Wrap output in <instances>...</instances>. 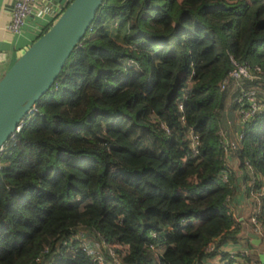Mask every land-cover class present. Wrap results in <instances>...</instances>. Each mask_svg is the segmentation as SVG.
Segmentation results:
<instances>
[{
    "label": "trees",
    "instance_id": "trees-1",
    "mask_svg": "<svg viewBox=\"0 0 264 264\" xmlns=\"http://www.w3.org/2000/svg\"><path fill=\"white\" fill-rule=\"evenodd\" d=\"M118 23L122 43L108 32ZM231 59L261 79L221 91ZM250 89L264 102V0H104L0 155V264H38L46 249L57 264H94L81 245L62 246L78 231L112 250L107 264H207L211 243L253 245L234 216L243 185L264 229V113L243 128L242 177L220 136L232 97Z\"/></svg>",
    "mask_w": 264,
    "mask_h": 264
},
{
    "label": "water",
    "instance_id": "water-1",
    "mask_svg": "<svg viewBox=\"0 0 264 264\" xmlns=\"http://www.w3.org/2000/svg\"><path fill=\"white\" fill-rule=\"evenodd\" d=\"M104 0H72L50 28L16 59L0 79V150L36 103L54 86L70 55L92 26ZM252 244L260 240L247 233ZM264 264V254L259 255Z\"/></svg>",
    "mask_w": 264,
    "mask_h": 264
},
{
    "label": "built area",
    "instance_id": "built-area-1",
    "mask_svg": "<svg viewBox=\"0 0 264 264\" xmlns=\"http://www.w3.org/2000/svg\"><path fill=\"white\" fill-rule=\"evenodd\" d=\"M38 0H15L12 9V17L10 24L6 27V30L15 35L21 34L23 28L26 26L28 19L34 15V8L36 2ZM44 2V11H46V17L50 19L57 18L64 9L68 6V4L72 0H42ZM50 12V13H49ZM92 29V26L88 31ZM232 69L229 75L222 81L221 83V91H226L230 85H232L231 94L233 95L241 86V82L243 80L248 81H256L260 80L263 73L260 68L255 67L252 68L248 64H240L234 59H231ZM231 101L237 103V109L235 111L234 121L226 119L225 127L226 129L220 130L221 136V146L223 148L225 154V165L228 170H231L237 177H242L243 175H239V166L235 169L230 167L231 161L237 158L236 152L242 148L241 140H242V132L243 128L246 124L252 123L256 120L257 117L264 113V102L258 96L257 89H250L248 91H241L240 96L232 97ZM33 110V109H32ZM32 112V111H31ZM30 112V113H31ZM29 113V114H30ZM28 114V115H29ZM27 115V116H28ZM27 116L25 119H27ZM25 119L21 122L19 127L17 128V132L20 131ZM16 132V133H17ZM16 136V135H15ZM187 138H189L191 142V146L194 150V153H197V147L199 144V136L194 134L193 132H189ZM15 137L10 139L9 141L14 142ZM8 143V142H7ZM7 143L1 148L0 155L4 152ZM238 159V158H237ZM229 162V163H228ZM247 164V163H246ZM240 165V163H239ZM251 170V167H248ZM227 180V176H223V181ZM249 187L253 186V183L248 184ZM256 192H252L251 195H255ZM242 199H243V207L238 210H243L244 205L247 202V192L246 187L242 185ZM245 201V203H244ZM236 211V212H237ZM255 214L252 213L251 215ZM235 218V216H234ZM252 222L253 234L260 240V244L258 246L254 245L259 251L255 254H252L247 249H242L241 246L233 243H227L216 249L214 243L209 244L205 248V252L207 254H211L217 252L218 255L215 256L211 262L207 264H220L221 257H228L229 260L234 261L236 264H261L260 261H256V257H259L260 254H264V229L259 221L256 220L255 215H252L250 218ZM154 237V235H153ZM81 245L87 254L88 257L91 258L94 264H107L103 255V250L107 248L111 252V256L113 257V252L107 245L103 242L101 246L90 245L89 239L87 238L84 231L73 232L70 238V241L63 243V248L66 249L69 245ZM59 248L61 244H58ZM71 249V248H69ZM61 260L60 257H55L49 254V251L46 249L43 251L42 255L39 256L35 261L38 264H57ZM208 261V260H207ZM115 264H121L119 261L115 260Z\"/></svg>",
    "mask_w": 264,
    "mask_h": 264
},
{
    "label": "crops",
    "instance_id": "crops-1",
    "mask_svg": "<svg viewBox=\"0 0 264 264\" xmlns=\"http://www.w3.org/2000/svg\"><path fill=\"white\" fill-rule=\"evenodd\" d=\"M14 1L0 0V79L16 59L32 44L34 36L41 28L40 26L50 22V19L46 17L47 12L44 11V2L38 0L34 8V15L28 19L21 34L10 33L6 27L11 22Z\"/></svg>",
    "mask_w": 264,
    "mask_h": 264
},
{
    "label": "rangeland",
    "instance_id": "rangeland-1",
    "mask_svg": "<svg viewBox=\"0 0 264 264\" xmlns=\"http://www.w3.org/2000/svg\"><path fill=\"white\" fill-rule=\"evenodd\" d=\"M180 3L183 1V0H178ZM189 1V0H188ZM190 1H192L193 3H199V1L200 0H190ZM114 24V23H113ZM116 31V32H115ZM109 32V34L111 35V37H113L114 38V40L116 41V42H118V43H122V40H123V37H124V35H125V33H126V29H125V27H123V25L121 24V23H118V26H117V28L116 29H114V30H111V31H108ZM115 32V35L113 34ZM114 35V36H113ZM105 63H107L108 65H110V66H112V64L108 61V60H106L105 59ZM264 92V91H263ZM229 163V162H228ZM239 163H240V160H238L237 158H235V159H233L232 161H231V163H229L230 164V167L232 168V169H236L238 166H239V175H243V171H242V169L240 168V165H241V163H240V165H239ZM250 202V201H249ZM251 211H252V208L251 207H247V206H245L244 207V209L243 210H238L237 212H235V217H236V220L238 221V222H240L241 223V227L244 229V228H246L247 229V231L245 232V234L247 235V233H251V234H253L254 232H253V229H254V227H252V222L250 221V218L248 217V215H250V213H251ZM243 236V234L241 233L240 234V237H242ZM252 243V239L249 241V243ZM238 246H247V249L249 250V252L250 253H252V254H255L256 253V251L258 250L257 248H255L253 245H249L248 244V240L247 241H241V242H239L238 243ZM250 246V247H249Z\"/></svg>",
    "mask_w": 264,
    "mask_h": 264
}]
</instances>
